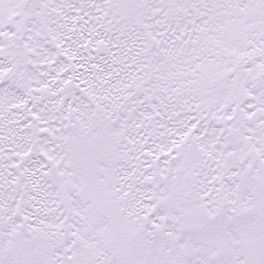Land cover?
<instances>
[{
	"label": "snow or ice",
	"instance_id": "snow-or-ice-1",
	"mask_svg": "<svg viewBox=\"0 0 264 264\" xmlns=\"http://www.w3.org/2000/svg\"><path fill=\"white\" fill-rule=\"evenodd\" d=\"M0 264H264V0H0Z\"/></svg>",
	"mask_w": 264,
	"mask_h": 264
}]
</instances>
